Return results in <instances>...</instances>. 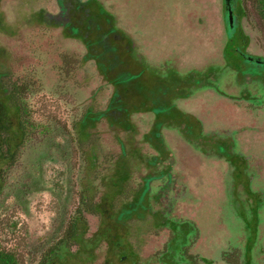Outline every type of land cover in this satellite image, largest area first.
Returning <instances> with one entry per match:
<instances>
[{
	"label": "rangeland",
	"instance_id": "374dc122",
	"mask_svg": "<svg viewBox=\"0 0 264 264\" xmlns=\"http://www.w3.org/2000/svg\"><path fill=\"white\" fill-rule=\"evenodd\" d=\"M96 2L140 43V72L109 56L124 57L125 42L109 43L88 23L79 30L75 16L66 28L51 23L45 11L57 16L55 0H0V103L13 84L25 89L28 122L15 164L0 159V252L39 264L85 195L101 213L85 215L79 248L55 264H186L184 247L197 264H264V101L242 98L261 97L262 87L217 66L224 0ZM238 3L247 52L264 58L255 0ZM212 73L226 97L206 87ZM177 109L203 130L176 121ZM9 118L18 130L15 111ZM218 133L236 144L215 146Z\"/></svg>",
	"mask_w": 264,
	"mask_h": 264
},
{
	"label": "flooded vegetation",
	"instance_id": "af4514ba",
	"mask_svg": "<svg viewBox=\"0 0 264 264\" xmlns=\"http://www.w3.org/2000/svg\"><path fill=\"white\" fill-rule=\"evenodd\" d=\"M45 1H47L48 3L50 2V0H44V2ZM237 1L239 2V0H233V6H234V13H235L236 19H237V25H236L237 27L236 28H237V30L239 29V31H241V34L236 35V38H235L234 43H233L234 47L228 48V41H229L228 25H227L226 18H225L227 39L220 49L221 50L220 56L222 59L219 60L220 63L217 64V66H224L225 73H226V71H232L233 70V72L236 73V75H238V74L239 75L243 74L244 76L249 75L250 80L255 79L257 81L256 83H258V85H260L262 87V88H260L261 93H260V91H257L259 94H261L262 98L258 97L259 98L258 99L257 95L254 93H251V91H249L248 93H247V91L243 92L242 98L244 101H246L248 103H254L255 101L257 103H261L262 101H264V94H262L264 92V83H263L264 82V80H263L264 75H263L262 71L259 69L264 68V58L249 55V53L247 52V50L249 48V38L247 35H244V33H242V28L240 26V14L238 13L239 3ZM171 2H172V0H171ZM224 5H225V17H226V0H224ZM54 8L57 11V16L48 14L46 11H45V15L49 19V21H51V23H58L59 24L58 27L66 28V27L71 26L70 25V23L72 22L71 20H72L73 16H75L76 18L79 19V24H78L79 30H82L83 27H85L84 24L88 23V24H90V27L94 33L102 31V33H104V34H109L110 35L109 43L113 42L115 44L116 43L118 44L121 42H125L127 44L128 48L126 47L127 52L124 55V57H121V55H119V51L109 52V56L113 57V59H120L121 58L122 62H123V64H122L123 70H129L130 69L132 71V73H138L141 71V68H142V66H144V63L142 61L143 60L142 54H140V50H142L140 48V43L138 41H136L135 37L132 36L131 33H130V36L128 35V33H126L127 34L126 35L125 34V32L127 31L126 29H124L126 31L122 32L123 35H120L121 32L118 31L116 29V27L113 25V18L110 17L108 14H106V15H108V19L103 18V14H102L103 12L101 11L100 5L96 2V0H55ZM99 16L102 17L103 21H99ZM104 23L106 24V27L103 25ZM244 37L246 40H244ZM115 44H113V46H115ZM144 48H145V46H144ZM145 49H147V48H145ZM251 58H256V59L253 60ZM258 60H261V63H259ZM249 66L255 68V70H252V68H250ZM208 67H210V66H208ZM213 73L211 75L210 74L208 75V84H206L207 85L206 87H208V89H210V91H212V92L214 91L216 94L220 95L221 97H226V94L223 93L219 89V84H217V82H219V79L221 78V74H213ZM225 73L223 74V76L225 75ZM112 76H113L112 81L115 82L117 76H115V74H113ZM217 77H218V80H217ZM154 82L155 83L157 82L156 79L154 80ZM114 94H115V89L113 90V95ZM130 94L131 93H130L129 88H128L125 92L126 98L130 99L131 98ZM187 99H190V98H187ZM138 100H139L138 103L140 102V105H138V106H141L146 101V98H143L141 96L140 98H138ZM182 101H186V100H182ZM176 111H177L176 113L178 114L176 121H179V122L183 121L182 120V117H183L182 114L179 113L178 109ZM186 113L188 114L189 118L187 117V119H184V121L182 123H184L185 126H187V128H188V124H189V126L192 128L193 131H195V133H196V131H198L197 133H199L201 130H203L202 129L204 126L203 122L201 120L199 121L198 118L195 117V115L188 113V112H186ZM186 120H189V122ZM167 129H171V128H167ZM219 134H221V133H218V135ZM219 136L220 137H215L214 140L211 139V140H213V142H214L213 144H215V146L217 144L223 145V144H225V142L229 143V144H233V146H234V144H236V140L233 136H230V137L227 135H224V136L219 135ZM221 138H223V139H221ZM225 139H231V140H229L231 143L228 141H225ZM190 140L191 139H189L188 142ZM207 140H208V138H207ZM211 140H209V141H211ZM191 141H193V140H191ZM234 154H237V153L235 152ZM230 155L233 156V154H230Z\"/></svg>",
	"mask_w": 264,
	"mask_h": 264
},
{
	"label": "trees",
	"instance_id": "16d2710c",
	"mask_svg": "<svg viewBox=\"0 0 264 264\" xmlns=\"http://www.w3.org/2000/svg\"><path fill=\"white\" fill-rule=\"evenodd\" d=\"M255 4L257 5V11L259 12V16L264 22V0H255ZM237 34L239 35L241 34V31H239V29L237 30V28H235L233 33L229 32L228 30V36H229L228 48L234 47L233 43ZM244 40H246L245 37ZM24 92L25 89L19 87L18 85L13 84V86H11L10 95L8 96L7 106L0 103V159L2 161H5L8 167L13 166L18 159V154H19L18 152L20 146H16L15 143L17 142V140H20L22 138L24 139V136H26L28 133V122L26 120V112L25 109H23L24 108L23 105H21L20 103V100ZM11 110L15 111V113L17 114L18 130H15L14 132L12 131L11 123L9 121L10 120L9 112H11ZM82 205L83 207L79 209L78 215L69 224L63 239L58 241V243L50 247L44 253L39 264H55L62 253L65 252L64 255L67 253L68 254L71 253V251H73L71 248H73L74 246H77V249L79 248L78 246V244H80L79 241H81L83 238L82 237L83 235L81 236L79 229L80 226L82 227V225H85L87 223L85 215L87 213L90 214L101 213L100 204H95V203L93 204V201H91L89 197H86L85 195H83L82 198ZM166 223H168V221H166ZM188 226L191 225L182 224L179 227V230H184L185 233L187 231L193 233L191 228H189ZM178 233L181 234L182 232L180 231ZM176 236L177 234L175 235V237ZM174 239L176 240L177 238ZM172 241L168 243V245L166 246V250L161 253V256L164 255V253L167 252L168 249L170 250L169 245L172 243ZM181 255L184 259L181 262H185L186 264H197L194 261L196 257L194 255H189L188 253L186 254L185 247L181 251ZM162 262L165 264H175L172 263V261L170 260L167 261L164 258ZM0 264H19V262L16 256H14L13 254L8 252H0Z\"/></svg>",
	"mask_w": 264,
	"mask_h": 264
},
{
	"label": "water",
	"instance_id": "95a60500",
	"mask_svg": "<svg viewBox=\"0 0 264 264\" xmlns=\"http://www.w3.org/2000/svg\"><path fill=\"white\" fill-rule=\"evenodd\" d=\"M226 22L228 25L229 32L233 33L237 25V19L234 13L233 0H226ZM251 59L254 60L256 58ZM258 61L259 63H261V60Z\"/></svg>",
	"mask_w": 264,
	"mask_h": 264
}]
</instances>
